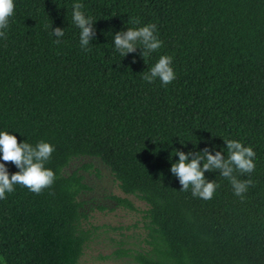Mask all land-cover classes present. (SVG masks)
<instances>
[{
    "label": "trees",
    "instance_id": "trees-1",
    "mask_svg": "<svg viewBox=\"0 0 264 264\" xmlns=\"http://www.w3.org/2000/svg\"><path fill=\"white\" fill-rule=\"evenodd\" d=\"M14 3L0 37V133L53 145L45 167L56 179L39 194L17 184L0 199V264H79L91 236L81 221L88 185L67 168L83 156L148 204L146 248L126 252L136 264H264V0ZM75 3L95 22L87 51ZM149 24L162 47L123 57L114 35ZM163 55L176 79L145 81ZM225 140L256 153L255 170L237 174L252 181L243 200L219 170L205 173L219 185L211 200L181 190L170 171L177 149L227 157Z\"/></svg>",
    "mask_w": 264,
    "mask_h": 264
},
{
    "label": "clouds",
    "instance_id": "clouds-1",
    "mask_svg": "<svg viewBox=\"0 0 264 264\" xmlns=\"http://www.w3.org/2000/svg\"><path fill=\"white\" fill-rule=\"evenodd\" d=\"M83 4L73 5L72 20L80 31V45L86 51L89 43L96 37L95 22L86 16L81 9ZM14 0H0V37L7 39L6 30L9 27L10 18L14 15ZM139 23V21H135ZM53 35L57 38L64 36L60 27L53 29ZM56 43H60L57 39ZM163 41L158 38L155 24L145 25L137 29L128 28L126 31L117 32L114 35V45L120 54L125 57L142 48L141 56L145 59L150 53L162 47ZM135 62V58L133 59ZM173 58L163 55L143 76V79L152 83L157 78L163 85H168L176 79L172 66ZM227 145V157L222 151L212 154L209 148L200 152H184L177 149L175 155L179 156L177 162L171 166V173L178 177L181 190L187 191L191 186L192 195L205 200H211L219 186L215 181L206 178L205 173L219 170L220 175L228 179L233 187L234 194L243 200L244 194L252 184L251 180L242 181L237 174H247L255 170V151L252 147H245L240 141L225 140ZM54 146L47 142H39L35 146L21 143L14 134L0 133V199H6V193L13 192L14 186L19 184L27 187L34 193H41L45 188L53 185L56 175L45 164L54 152ZM6 162L14 164L19 171L9 174Z\"/></svg>",
    "mask_w": 264,
    "mask_h": 264
},
{
    "label": "rangeland",
    "instance_id": "rangeland-1",
    "mask_svg": "<svg viewBox=\"0 0 264 264\" xmlns=\"http://www.w3.org/2000/svg\"><path fill=\"white\" fill-rule=\"evenodd\" d=\"M75 170L88 185L80 197L81 221L91 235L79 264H136L126 252L146 248L148 204L123 192L111 170L97 158H76L67 168L68 172Z\"/></svg>",
    "mask_w": 264,
    "mask_h": 264
}]
</instances>
